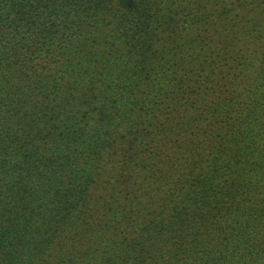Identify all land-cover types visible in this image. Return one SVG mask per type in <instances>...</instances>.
Segmentation results:
<instances>
[{
    "label": "trees",
    "instance_id": "16d2710c",
    "mask_svg": "<svg viewBox=\"0 0 264 264\" xmlns=\"http://www.w3.org/2000/svg\"><path fill=\"white\" fill-rule=\"evenodd\" d=\"M247 212L264 0H0V264H264Z\"/></svg>",
    "mask_w": 264,
    "mask_h": 264
},
{
    "label": "rangeland",
    "instance_id": "374dc122",
    "mask_svg": "<svg viewBox=\"0 0 264 264\" xmlns=\"http://www.w3.org/2000/svg\"><path fill=\"white\" fill-rule=\"evenodd\" d=\"M251 6H252L251 3H246L244 8L249 9V8H251ZM242 12H243L242 9H240V13H242ZM249 16H250V13H249ZM183 24L187 25V23H185V21L181 22V26ZM250 25H251V23H250ZM242 26H244V23H242ZM246 28H249V25H247ZM228 30H229V28H227L225 26L219 27V31L215 34V36L221 35L222 38L228 37L230 39V38H232V36H229L230 31H228ZM215 90L218 91L217 88ZM208 92H209L208 96H210V94L212 93V89H208ZM251 215L252 214L250 212L245 213V216L236 215V217L234 219L233 226H234V230H243L245 227L246 228L249 227V229H248L249 230V238H250L249 242L252 244L253 247H254V244L256 245V250L254 252V258H255V256L258 254L260 249L263 248V246H264V242L261 239V235L264 233L263 232L264 231V217H260V219L258 217L257 221L255 222V225H253V222H254L253 218L254 217H252ZM253 230H262V232H253Z\"/></svg>",
    "mask_w": 264,
    "mask_h": 264
}]
</instances>
